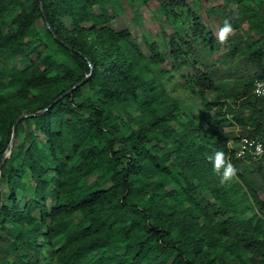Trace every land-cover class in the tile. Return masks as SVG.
<instances>
[{"label": "trees", "instance_id": "1", "mask_svg": "<svg viewBox=\"0 0 264 264\" xmlns=\"http://www.w3.org/2000/svg\"><path fill=\"white\" fill-rule=\"evenodd\" d=\"M121 1L40 0L48 32L37 0H0V157L19 115L90 74L15 127L0 167V264H264V95L251 94L264 78V0L208 10L234 31L228 53L257 69L229 90L193 55L214 41L197 2L138 0L172 28L144 54L109 25ZM242 138L262 155L236 156L228 144ZM217 152L237 170L224 184Z\"/></svg>", "mask_w": 264, "mask_h": 264}, {"label": "rangeland", "instance_id": "2", "mask_svg": "<svg viewBox=\"0 0 264 264\" xmlns=\"http://www.w3.org/2000/svg\"><path fill=\"white\" fill-rule=\"evenodd\" d=\"M186 3L197 2L201 6L200 15L202 23L207 31L213 36V46L210 51H206L200 42H196L198 46L194 49L193 55L200 65L206 70L210 78L217 83L218 88L229 90L240 88L241 85H237L240 81L252 78L257 69L251 63H248L243 59L239 53L229 54V44L225 41L221 42L219 39L220 29L215 23L214 19L208 15L210 7L222 5L223 0H185ZM232 9V6H228ZM120 12L118 16L109 24L114 30H127L131 37L141 46L144 51V41H149L154 38L160 31H163L166 35H170L172 28L164 21V16L159 11L158 5L155 1H150L146 4L140 3L136 0L133 3V8H130L127 0H122L119 3ZM245 25L240 27L243 31ZM234 32V31H233ZM233 32L231 34H233ZM189 41V40H188ZM163 68L168 69L170 67V61H166L162 65ZM186 72V70H185ZM181 84V80L176 78ZM253 79V78H252ZM255 80V79H253ZM171 86H169L170 90ZM171 95H175L182 101L187 100V95L180 88H175L171 92ZM238 143L231 142L228 144V148L237 154ZM237 201V196L233 197ZM51 203H48L50 206ZM241 208V207H240ZM245 216H250L249 211L244 212Z\"/></svg>", "mask_w": 264, "mask_h": 264}, {"label": "built area", "instance_id": "3", "mask_svg": "<svg viewBox=\"0 0 264 264\" xmlns=\"http://www.w3.org/2000/svg\"><path fill=\"white\" fill-rule=\"evenodd\" d=\"M251 94L254 96L264 95V78L261 80H255L252 83ZM245 153H247L252 160L259 158L262 155L260 142L254 139H240L236 156H243Z\"/></svg>", "mask_w": 264, "mask_h": 264}, {"label": "water", "instance_id": "4", "mask_svg": "<svg viewBox=\"0 0 264 264\" xmlns=\"http://www.w3.org/2000/svg\"><path fill=\"white\" fill-rule=\"evenodd\" d=\"M38 1V4H39V9H40V12L42 14V17H43V21H44V25H45V28L48 32H51L50 31V28L45 20V17L43 15V11H42V7H41V4H40V0H37ZM55 41L59 42V40L56 38V37H53ZM89 73L82 79L80 80L78 83L74 84L72 87H70L68 90H66L62 95H60L59 97H57L51 104V105H54L56 102H58L59 100H61L63 97H65L66 95H68L71 91H73L74 89H76L77 87H80L81 85H83V83L86 81V79L89 77ZM50 106H48L47 108L43 109V110H40V111H37V112H34L32 114H22V115H19L13 122L12 124V127H11V137H10V141L8 143V151L5 152L1 157H0V167H1V164L2 162L4 161V159H6L10 153V148H11V145H12V141H13V132L15 130V127L17 125V123L21 120V119H25V118H30V117H35V116H38L40 114H42L43 112H45ZM0 200H1V194H0Z\"/></svg>", "mask_w": 264, "mask_h": 264}, {"label": "clouds", "instance_id": "5", "mask_svg": "<svg viewBox=\"0 0 264 264\" xmlns=\"http://www.w3.org/2000/svg\"><path fill=\"white\" fill-rule=\"evenodd\" d=\"M233 32L230 24L225 23L224 27L220 30L219 39L221 42L225 41L227 37ZM209 159H213L209 157ZM221 168H224L221 184L233 179L236 175V169L231 163H226V159L223 152H217L214 157V169L216 172H220Z\"/></svg>", "mask_w": 264, "mask_h": 264}]
</instances>
